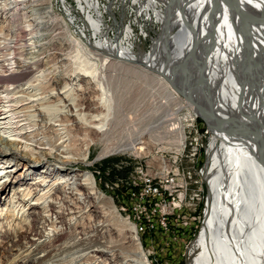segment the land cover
Returning a JSON list of instances; mask_svg holds the SVG:
<instances>
[{
  "label": "bare ground",
  "instance_id": "obj_1",
  "mask_svg": "<svg viewBox=\"0 0 264 264\" xmlns=\"http://www.w3.org/2000/svg\"><path fill=\"white\" fill-rule=\"evenodd\" d=\"M58 2L61 22L99 68L83 66L77 54L65 60L70 69L38 55L18 58L14 48L24 34L0 42V253L6 264H150L132 224L98 190L93 174L59 165L88 157L68 155L71 121L84 122L100 138L123 125L128 76L148 86L141 90L147 98L135 101L145 107L136 139L159 137L164 129L181 151L186 122L199 117L210 131L199 171L208 189L203 222L201 212L186 264H264V0ZM54 16L50 0H0V19L25 31L19 46L33 54L46 48ZM149 32L154 36L145 46ZM81 83L100 92L88 99L92 113L82 112L73 93ZM182 108L187 113L178 118ZM135 138L115 151L133 150ZM97 208L105 221L78 230ZM110 219L127 232L130 250L105 238Z\"/></svg>",
  "mask_w": 264,
  "mask_h": 264
},
{
  "label": "rangeland",
  "instance_id": "obj_2",
  "mask_svg": "<svg viewBox=\"0 0 264 264\" xmlns=\"http://www.w3.org/2000/svg\"><path fill=\"white\" fill-rule=\"evenodd\" d=\"M50 2L52 4L53 13H55V16H54L55 20H53V18L49 19V21L52 20L53 22H52V25L50 23V26H49L50 29L47 28L48 29L47 38L49 40H48V43L46 45V48H42L41 51L39 50L40 52L37 51V53H35V54L29 52L27 49H24L23 47L20 48L19 45L24 43V37H27V35L24 33L25 32L24 30L23 31H19V29L17 30V28H16L17 26L16 25L13 26L14 24H16L15 21L14 20L10 21L8 17L6 18V20L5 19L3 20L2 18L0 19V42L3 41L5 37L10 38V37H15L17 34H19V35L24 34V35H21V37H20V38H22V36H23L22 40L19 37L16 40V46H15L16 48H14V52H15L16 57H18V58L24 57V58L29 59L33 55H38V57L43 59V60L51 59V60H55V61H59L61 63L67 64V63H65V60H67L66 58H69L70 61H75L76 58H74V57L77 54L78 61L82 62L83 66L84 65L89 66L93 71L96 72L99 68V63L97 61L91 59L92 57L89 56L86 51H84V49L81 47V44H79L80 42L78 41V37H75V35H73V32L71 31L70 27L69 26L66 27L64 25L63 21L61 22V18L63 15V12H62L63 6L62 7L60 6L58 0H50ZM12 30H13V32H12ZM149 33H150V36L147 37L145 39V42H144L145 46H148L150 44L151 36H154V32H149ZM78 44H79V46H78ZM43 46H45V45H43ZM77 50L79 52H77ZM80 51L83 54H81ZM1 52H2V50H0V54H2ZM3 52L7 53L6 50L5 51L3 50ZM68 65L69 64H67V66ZM72 65H74V64H72ZM70 68L71 67L68 66L67 69H70ZM111 73H114V72H111ZM125 80H126L127 84L130 81L129 82L130 84H128V85H129V88H131L130 90H132V91H131V93H129L127 95V98L129 97V98H131V100L130 101L127 100V103H126L127 105L124 103L125 104V106L123 107L124 111L119 113V116L121 118L123 117L122 119L125 120L124 123H121L123 125H120L116 128L114 127L115 129L112 128L109 136H107L108 138L107 137L106 138H102V137L100 138L99 132L96 131L95 129L89 130L88 127L83 125L84 122L82 123L79 120H77V121L75 120L76 122L71 121V124H69L67 126L69 131L67 130L68 133L66 136V139L68 138L66 141L68 155L77 154V155L81 156V155L87 154L88 157L86 158V160L77 159V160H69V161H66L64 163H59V165H61L64 168V170H72L73 172L87 171V172L93 174V176H95L94 178L96 180V185H97L98 190L104 196L109 197L112 200V202H113V204L117 210V213L120 215H121V213L118 211V209L116 207L118 204L119 205H121V203L124 204V199L121 198L122 194H120V187L118 189H116L114 192H112L110 188H108L106 190L105 185L106 184L111 185V184L115 183V181H119L120 178L127 175L129 173V171L132 169V166L134 165V163H132L131 161H134L135 159H137L135 156H147L148 155L149 156L148 160L153 161L152 163H154V162L159 163V164H161L160 167L168 168V166L171 167L172 164H170V161H168L167 158L162 157L161 154H164L165 156H171L172 157V156H175L182 151V150L181 151L177 150L178 147L176 146V143L175 144L174 143L169 144V142L171 140H175V139L169 138L168 135H166V133H164L165 132L164 129L160 130L159 137L143 135L138 139L135 138L138 135L137 133H139V130L141 129V128H139V121L138 120L141 119V116H142L144 108H145L143 105L139 106V104H136L135 101H138L139 98H140V100H143V98L145 100L147 98L146 97L147 93H143L141 90H142V88L147 89L148 86L145 85L146 82H145V80L143 81V79H141V81H137L133 77L131 79V77L128 76ZM132 83H134V84H132ZM81 85H82V87H81L82 89L77 90L73 93L76 97L77 103L83 104L82 105L83 106L82 112L86 113L89 111L87 108L88 99L90 97H91L90 99H93L92 95L99 97L100 92L97 90L91 89V87H92L91 85H90V87L84 83H81ZM140 85H142V86H140ZM88 89H90V90H88ZM139 91H140V94L143 93V95H140ZM144 94H145V96H144ZM161 97H163V99L161 98L162 100H164V101L166 100V94L161 93ZM101 111L104 112L105 109L102 108ZM145 111H147V110H145ZM190 111H191V109H190ZM89 112L92 113V110H90ZM185 113H187L186 110H184V108H182L176 112V115L178 116V118H181V117H184L186 115ZM133 123H136V124H133ZM134 125H136V126H134ZM205 125H206L205 122L202 121V119H200L199 117H196L195 121H189V122L185 123L184 128H183V132H184V136L186 138V144H185L186 147H185V150L183 151L184 156H181V158L177 161L178 165L180 166V169L183 170L186 174H188V171H186V170H189L191 172L190 173L191 178H189V187L191 188V190L193 189V187L195 189L203 187L204 194H203V198L201 201L202 209L205 206V198H206L207 193H208L207 185L203 181L202 177L200 176L199 170H198V166H199L198 164H200V163L202 164V160L200 158L198 160V162H196L194 160V158H192L190 155H186V154H188L191 151V144L188 142V141H191V140H189L191 137L193 138L194 135L199 134L203 139L205 138V135L207 133ZM133 138H135L137 140L135 142L136 144L133 143L135 145V148L133 150H130V151L125 150V151H119V152L115 151L116 149L121 148L124 145L130 143L132 140H134ZM208 139H209V137H208ZM207 144H208V140L205 143V148H206ZM111 148H112V150H111ZM203 153H204V155L202 156V159H203V165H204L205 150ZM48 160H51V163H55V160L53 157H50ZM194 164L196 165L195 166L196 168H192V165H194ZM85 169H88V170H85ZM99 173L101 175V179L98 178ZM111 196H114L115 201H113ZM116 198L119 201V203H118V201L116 202ZM86 209H84V210H86ZM100 209L101 208H97L96 209L97 212L95 211L96 212L95 214L93 213V215L89 216V219H87V216L86 217L84 216V218L81 220V223H79L80 228H77V229L80 230L82 227L83 228L88 227L91 224L92 220L94 223H97V222L103 223L102 221L103 220L105 221V217H103L101 215V213H99L98 210H100ZM203 212H204V210H203ZM203 212H202V217H201V219H202L201 224L203 222ZM109 223H110V226H108L109 231H108L107 236H105V238H107L113 245L120 246L121 251L130 250L131 246H130V243L128 241L129 239L127 237L128 236L127 232L124 231L123 228H120V226L115 222V220L110 219ZM201 224H200L199 228H196V231H197V232L195 231L196 234L199 232ZM7 226L8 225H5L3 227V229L7 230ZM105 234H106V232H105ZM196 234H195V236H196ZM137 237H138V235H137ZM105 238L104 237L102 238L100 236L99 239L104 240ZM187 238L185 237L183 239V241H180V242H182L184 244L187 241H189V239H190V241L193 239L192 237H190L189 239H187ZM107 239H105V240H107ZM138 239H139V237H138ZM64 240H65V237L60 239V241H64ZM158 241H160V240H158ZM139 242H140V240H139ZM188 244H187V246H188ZM161 245H162V243H159V247H157V248H160ZM183 246L184 245L179 246V250L182 251L181 253H183V254L175 257L174 259L171 258V261L175 262L174 264H186L187 257H188L186 254L187 246L186 247L185 246L183 247ZM141 248H142V245H141ZM142 250H143L144 254L146 255L145 250L143 248H142ZM183 251L185 252V255H184ZM99 254L100 253L97 252V255H99ZM1 256H2V254L0 253V264H6L7 258L1 257ZM149 258H151V260H154L153 256H150ZM147 259H148V257H147ZM148 262L150 263L149 259H148Z\"/></svg>",
  "mask_w": 264,
  "mask_h": 264
},
{
  "label": "built area",
  "instance_id": "obj_3",
  "mask_svg": "<svg viewBox=\"0 0 264 264\" xmlns=\"http://www.w3.org/2000/svg\"><path fill=\"white\" fill-rule=\"evenodd\" d=\"M205 127L207 133L204 139L199 134L191 137L192 139L189 137L191 151L186 154L196 162L201 158L202 164L197 165L199 171L203 166L202 156L210 133L208 127ZM185 144L179 155L171 157L161 154L170 161L171 167L162 168L161 164L152 163L153 161L148 160V155L135 156L137 159L131 161L134 165L127 175L118 178L119 181L111 185H105L106 190L110 188L112 192L120 187L124 204L119 205L116 198V207L132 224L151 264H174L171 258L183 254L179 246L186 247L190 242L189 238H193L197 232L196 228H199L204 190L203 187H193L191 190V172L186 170V174L177 163L181 156H184ZM195 166L192 165V168H196ZM98 178L101 179L100 173ZM111 197L115 201L114 196ZM185 237H188L189 241L183 244L180 241ZM159 243L162 245L157 248ZM150 256H153L154 260H151Z\"/></svg>",
  "mask_w": 264,
  "mask_h": 264
}]
</instances>
